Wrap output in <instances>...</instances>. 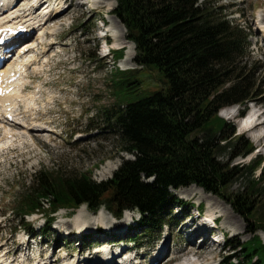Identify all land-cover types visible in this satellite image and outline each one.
<instances>
[{
	"label": "trees",
	"instance_id": "16d2710c",
	"mask_svg": "<svg viewBox=\"0 0 264 264\" xmlns=\"http://www.w3.org/2000/svg\"><path fill=\"white\" fill-rule=\"evenodd\" d=\"M117 2L115 15L136 45L139 68L113 74V94L123 104L109 116L121 152L134 159L124 160L102 182L86 174L37 172L34 185L25 186L19 210H13L23 219L19 225H25L28 215L44 212L51 226L59 210L86 205L117 217L136 210L139 228L151 234L166 225L167 208L181 203L172 191L197 185L245 219L252 237L240 245L243 259L264 264V241L258 234L264 231V158L235 164L255 146L220 115L235 105L246 110L263 95L254 66L243 63L249 53L245 29L218 14L208 0ZM123 55L119 51L115 57ZM145 70L157 73L160 89L131 101L142 88L137 73ZM241 179L244 186L232 191Z\"/></svg>",
	"mask_w": 264,
	"mask_h": 264
},
{
	"label": "rangeland",
	"instance_id": "374dc122",
	"mask_svg": "<svg viewBox=\"0 0 264 264\" xmlns=\"http://www.w3.org/2000/svg\"><path fill=\"white\" fill-rule=\"evenodd\" d=\"M208 1L209 6L214 8L218 14L222 13L235 25H241L248 34L249 53L244 57L243 63L248 67L254 66L255 76L263 93L254 103L260 109H264V0ZM24 3L22 2L19 6ZM60 3L61 0L58 1V5ZM62 5L65 10L70 6L73 13L69 14L70 12L67 11L56 13L55 17L45 25L43 31L32 37V43L36 42V45H39L37 51L40 53H34L37 60L33 61L31 58L33 65L28 72L30 83L28 91L36 94L39 109L45 113L39 114L38 117L36 115V117L49 123L54 133H37V137L35 133L29 135L26 129L18 128L16 130L17 141H26L31 148L11 152L6 159L0 160V240L1 245L9 242L8 246L3 247V250L12 252L11 257L15 258L16 264H20L23 260L21 256L26 252L24 248L18 247L23 231L36 233L37 228L47 218L44 212H40L37 215L40 221L35 227L31 223L35 216H27L25 225H19L23 219L13 213V210H19L25 186L32 187L34 185L33 177L37 172L45 171L55 176L86 174L92 175L94 180L102 182L111 179L124 160L134 159L133 155L121 152L119 137L113 126L114 122L109 116L119 104H123V101L120 99L118 101L113 94V74L117 72V69L132 71L137 68L135 57L133 64L131 63L129 67L125 68L122 65L123 57L126 56L127 50L132 49V46L127 45L124 48L126 52L123 50L124 56L120 59L113 55L107 56L105 40H108L111 48L115 47L123 30L113 19L116 17L114 10H109L105 4L94 5L91 0H69ZM104 22L105 26H103ZM259 28L261 30L258 32ZM104 34H108L106 39L103 38ZM55 41L56 43H54ZM40 43H43L46 48H42ZM33 59H35L34 56ZM153 73L152 75L147 70L137 73L138 77L142 79V88L136 96L130 99L131 101L141 100L160 89L158 75L155 71ZM252 106L253 102L247 106L246 111L250 110ZM244 110V107L239 108L238 111L234 107H226L220 111V115L236 127L238 135H244L254 143L253 154L247 158L239 157L234 161L235 164L243 165L248 164L251 160L264 158V146L258 144L257 133L244 132L243 128L241 129L239 126L240 118L238 116ZM6 127L7 129L15 128L7 124ZM2 128L5 129V126ZM30 150H33L30 152L31 154ZM220 159L224 160L223 157ZM110 165L115 168L111 173L110 169L113 167ZM116 167L118 168L116 169ZM245 182V179H241L232 186L231 190H240ZM172 193L179 201L183 202V205L176 203L167 208L164 214L167 226L163 227L161 231L145 236L138 225L140 214L137 211L125 212L121 221L115 220L105 208H102L97 214L89 212L86 208L93 220L89 221L90 230L80 233L74 230L75 225H73L74 216L79 209H61L55 215L56 222L45 228L42 237L32 239L34 242L32 253H50L48 257L54 264V258H50L54 254V248L57 252L54 254L55 259L64 257L63 261L67 259L65 256L67 252L86 250L91 253L90 259L95 261L96 251L106 250L108 246L93 249L94 244L105 240H117L116 243L126 246V258H133L135 255V251L128 247L136 246L139 260L146 264H153L154 259L163 248H166L165 254L168 256L167 262L169 261L166 262L167 264H177L176 261H183L186 264V259L196 262L197 256L187 257L189 249L193 247L207 252L211 251L209 254L211 256L208 255L207 259L205 258L206 260L203 259V261L201 259L200 264H247L243 259L240 245L250 240L252 235L242 216L237 214L226 201L205 191L201 192L192 187H185L172 191ZM201 205H204L205 214L213 215L211 214L213 211L215 216L220 217L218 226L220 231L226 234L225 240L222 234L219 235L221 242L224 243L223 247L212 244H210L212 245L210 248L203 246L194 242V237L184 231L186 223L191 222L197 214L196 209ZM45 207H49L48 203ZM63 216H69L71 219L63 218ZM98 217H101L99 224H92ZM120 222L124 235L118 236L121 230L118 229L115 234L114 225ZM59 226L60 232L56 229ZM98 226L101 230L97 228ZM102 227L106 234L104 236L95 235V231L97 229L102 231ZM69 231L72 233L66 235ZM258 234L264 241V232L260 231ZM133 237L137 238V243L131 245L128 242ZM79 238H82L83 244L81 245ZM233 246H238V249L233 250ZM0 253H5V251H0ZM213 255L215 256L212 257ZM230 257L234 258L231 260ZM43 258L47 257L44 255ZM45 262L47 261L42 259L39 263L44 264ZM56 263L58 262L56 261Z\"/></svg>",
	"mask_w": 264,
	"mask_h": 264
},
{
	"label": "bare ground",
	"instance_id": "6f19581e",
	"mask_svg": "<svg viewBox=\"0 0 264 264\" xmlns=\"http://www.w3.org/2000/svg\"><path fill=\"white\" fill-rule=\"evenodd\" d=\"M20 1H21V3L22 2H25L22 6H24L25 7V9H27L26 11H24V12H27L28 10L30 11V10H32L33 8H35V5H36V3L38 2V4H39V2L41 1V0H4V2H5V6L3 7V10H5V9H9V12H7V13H5V15L4 16H0V20H7V22H10V21H12V18H11V15L13 14V13H15L16 11H22L23 12V10L24 9H21L22 8V6H19L21 3H20ZM55 1V2H54ZM58 1L59 0H53V2H52V4H51V9H49L48 7L47 8H45V9H43V10H41V8H39L38 6V11H40L41 13L39 14L40 15V17L39 16H37V17H33L32 19L33 20H35V22L33 23V25H31L32 27L34 26V24H36V25H38L39 24V27H41V29L44 27V25H46L47 24V22H50L54 17H55V15H56V13H57V11L60 9L61 10V8L63 7V6H61V4H62V0H61V3H60V5H58ZM92 2H93V4L94 5H99V4H105V6H108L109 7V10H114V8H116V1L115 0H91ZM110 1H112V2H110ZM87 2V1H86ZM13 6H15V7H13ZM60 6V7H59ZM101 6V5H100ZM53 8V9H52ZM51 10V11H50ZM60 10H59V12H60ZM64 11H67V12H70L69 14H72L73 13V9H71L70 7L68 8V9H66V10H64ZM63 11V12H64ZM12 14H11V13ZM62 12V13H63ZM11 14V15H10ZM47 16H49V17H47ZM48 18V19H47ZM32 19H30V23H32ZM109 19V18H108ZM113 19H114V21L115 22H117L118 24H119V26L122 28V30H123V36L121 35V37H122V39H121V37H119V39L117 40L118 42L115 44V47H112V48H120V49H124V48H126L127 47V45H131L132 46V49L131 50H127V52H126V50H125V52H126V56L125 57H123V60H122V65L125 67V68H127V67H129L130 65H131V63L133 64V59H134V57H135V45H134V43H132V42H130L128 39H127V37H126V31H125V28H124V26H123V24L120 22V20L117 18V17H113ZM10 20V21H9ZM113 21V20H112ZM114 23V22H113ZM114 27V26H113ZM111 28V27H110ZM40 29V30H41ZM112 29V28H111ZM109 31H110V29H108ZM261 29L259 28L258 29V32L260 31ZM115 32H117V31H115ZM119 34V33H118ZM104 35H107V34H104ZM116 35H117V33H116ZM115 35V36H116ZM120 35V34H119ZM14 43H16V41L15 42H13V44ZM115 43V42H114ZM42 44V43H41ZM53 44V43H52ZM24 46H25V48L23 47V49L24 50H26L27 48H29L28 49V51H27V53L25 54V55H23L22 56V59H23V63H22V69H25V68H27L28 67V65L29 64H31V58H32V60L33 61H36L37 60V57L35 56V47H36V42L35 43H32V41H29V42H26L25 44H24ZM114 46V45H113ZM42 48H44V45L42 44ZM31 52V53H30ZM45 52V51H44ZM30 53V54H29ZM33 54V55H32ZM33 56H34V58L35 59H33ZM33 61H32V65H33ZM13 63H14V60L13 61H11L10 63H8L7 64V67H10V66H13ZM120 67L122 68V66L120 65ZM8 69V68H7ZM123 69V68H122ZM129 69V68H128ZM124 70H126V69H124ZM13 98H15V103H12V105H13V108L15 109L17 106H18V104L19 103H23V105H25L27 108H32V111H25V112H28V113H30L29 115H27L26 117H28L29 118V120H31V121H33V123H34V125L36 124V123H38V122H40V123H43L42 121H41V119H39V118H37L36 117V115L38 114L37 113V111L35 112V110H37L38 109V107H37V96H36V94L35 93H33V92H30L29 91V93L28 94H25V95H21V94H19V92H17V94H15V96L13 97ZM3 102V100L1 101V103ZM11 105V106H12ZM40 113H42V114H44V112H43V110L42 111H40ZM19 115V114H18ZM18 115H17V118H18ZM0 116H2V117H4V115H3V113H2V111H0ZM246 118V117H245ZM249 122H250V125H252V127H251V129L248 131V133L249 132H256L257 134V137H256V139H257V142H258V144H260L261 146L263 145L264 146V109H258V111H257V113H253L251 116H250V119H249ZM44 124H47V123H44ZM13 125H14V129H11L10 131L7 129V127H5V129H4V131H3V133L5 134L4 135V137L3 138H1L0 139V143H3L5 140H7V138H9V136H13L14 138H16L17 137V129L19 128H24V129H26V131H27V133L29 134V135H31L32 133H35L36 134V136L38 137V134L37 133H40L39 131H37L36 130V128L34 127V126H32L31 124H28V125H26V124H22V123H20L17 119L14 121V123H13ZM1 126H3V124H0V127ZM240 126V125H239ZM37 127V126H36ZM45 128H51V127H47V126H44ZM243 128V131L246 129V127H242ZM241 128V129H242ZM19 131V130H18ZM47 130H45L44 132H46ZM48 131H50V130H48ZM33 135V134H32ZM13 140V139H12ZM23 140H24V137H23ZM38 146V145H37ZM22 147V148H21ZM21 147L19 148V149H23V148H28V149H30L31 147L28 145V142H26V141H23L22 142V145H21ZM33 150H30L29 151V153L30 152H32ZM31 154V153H30ZM35 154V153H34ZM37 157V156H36ZM108 164H110V163H108ZM107 165V164H106ZM109 166V165H108ZM110 166H112V165H110ZM113 167V166H112ZM118 167H116V169H117ZM107 169V168H106ZM110 169V168H109ZM113 170H115V168L113 167L112 169H110V173L113 171ZM106 171V170H105ZM108 171V170H107ZM192 188H194V189H197V190H200L201 192H204L202 189H200L198 186H195V185H192L191 186ZM90 212V211H89ZM88 212V210L86 209V206H83V207H81L80 209H79V211L77 212V214L74 216V224L73 225H75V227H77L79 230H81V229H87V230H90V228H91V224H89V221H91V220H93L92 219V217H91V214ZM212 213L211 214H214V212L213 211H211ZM100 214H102V213H100ZM103 215V214H102ZM101 215V216H102ZM101 220V217H98L97 219H95L94 220V223H92V224H95V225H98L99 223V221ZM116 224V223H115ZM121 222L120 223H118L117 225H114V224H112V225H114L115 226V234H116V232H117V230L118 229H120L121 231V234H123L124 232L122 231L123 230V227H121ZM72 224H71V226H73ZM69 226V228H70V225H68ZM98 229H99V226L97 227ZM110 228V227H109ZM189 228H190V225H189V223H186V228L184 229V231H186V232H188V230H189ZM97 229V231H96V234L95 235H97V236H99V235H101V236H104L106 233H105V231H99V230H101V229H99L98 230ZM110 230V229H109ZM200 233H197L196 231H193L189 236H193V235H196V236H198ZM58 238H61V237H58ZM57 238V239H58ZM189 238V237H188ZM23 239V238H22ZM62 239V238H61ZM58 240H60V239H58ZM115 241L116 240H112L111 241V244H115ZM44 242H45V240H44ZM59 242V241H58ZM106 242H109V241H104V243L103 244H105ZM8 243L9 242H6V243H4V244H2L1 246H0V251L3 249V247L4 246H8ZM212 244L214 245L215 244V242L213 241L212 242ZM19 248H21V247H23V245H22V243H19V246H18ZM56 248H54L53 250H54V254L55 253H57V252H55L56 250H55ZM165 249L166 248H163V250L161 251V253L154 259V262H153V264H167L168 262H167V259H168V256L165 254ZM48 251V250H47ZM213 251V250H212ZM1 252H3V250L1 251ZM211 252V251H210ZM210 252H207V251H205V250H202V249H196L195 247H193V248H190L189 249V251H188V254H187V257L189 258V256H197L198 257V260H196V262L195 261H191L190 259H186L187 260V262H186V264H200V261H201V259H202V261H203V259L204 260H206L207 259V257H208V255L210 254ZM12 252L10 251V250H7L5 253H2V257H8L10 254H11ZM1 254V253H0ZM50 254V253H49ZM49 254H46L45 253V255H47V256H49ZM97 254V257H96V259H95V261H90V258H85V260H86V263H84V264H100V263H104V262H107V258L109 257L108 256V254H104V253H102L101 251H99L98 253H96ZM212 254V253H211ZM177 255V254H176ZM65 256H66V254H65ZM68 256L69 257H72V253L70 252V253H68ZM209 256H211V255H209ZM215 255H213L212 257H214ZM90 257V256H89ZM39 258H41V256L39 257ZM173 258V257H172ZM206 258V259H205ZM62 259H64V258H59L58 260H56L58 263H60V262H64ZM7 260H10V259H7ZM47 262H45L44 264H50L49 262H48V260L49 259H45ZM62 260V261H61ZM68 259H66V261H67ZM173 260H176V259H173ZM25 261V260H24ZM60 261V262H59ZM8 262V261H7ZM36 262V261H35ZM38 262H40V261H38ZM37 262V263H38ZM167 262V263H166ZM176 263L177 264H184V262L182 261H176ZM23 264H26L25 262L23 263ZM38 264H40V263H38ZM42 264V263H41ZM67 264H77V262L76 261H74V260H68V263ZM78 264H83V262H81V263H78ZM108 264V263H107ZM111 264V263H110Z\"/></svg>",
	"mask_w": 264,
	"mask_h": 264
}]
</instances>
